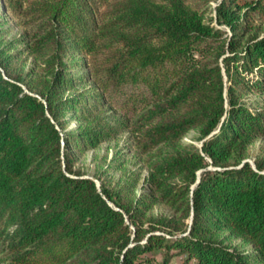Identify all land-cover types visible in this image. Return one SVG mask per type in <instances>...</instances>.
<instances>
[{
    "label": "trees",
    "instance_id": "1",
    "mask_svg": "<svg viewBox=\"0 0 264 264\" xmlns=\"http://www.w3.org/2000/svg\"><path fill=\"white\" fill-rule=\"evenodd\" d=\"M121 136L146 176L98 186L76 162ZM258 139L264 0H0L6 264H264Z\"/></svg>",
    "mask_w": 264,
    "mask_h": 264
},
{
    "label": "rangeland",
    "instance_id": "2",
    "mask_svg": "<svg viewBox=\"0 0 264 264\" xmlns=\"http://www.w3.org/2000/svg\"><path fill=\"white\" fill-rule=\"evenodd\" d=\"M74 127L75 123L72 122L68 125L67 129H71ZM193 134L194 132L192 131L191 133H189V135H187L185 139L189 140V138ZM124 136H121L113 141L104 142L94 149L87 150L85 154L80 156V158L77 160L76 167L80 169L85 174V176L93 178L98 186L100 185V182L98 181V179H96L95 176L101 170H106L110 175V179H112L113 181H123L124 172L128 171L130 173H133L141 170L140 176L142 178V182L144 177L146 176V170L145 168H142L141 162L137 158V155L134 154V152L132 151H128L127 149H125L126 153L122 157L124 161L120 163L121 168L115 169L114 166L108 168L110 160L113 157H116V153H120L119 148L124 146ZM260 152L264 153V139H258L250 146L248 151V157L246 160L249 161L252 165H254V159ZM119 155L120 154H117L118 159H120ZM210 168H212V166H210ZM199 174L200 172H198V175ZM140 188L141 185L139 184L137 189L139 190ZM162 210V208L156 207L154 208L153 212L158 213ZM164 251L165 250L163 249H155L146 252L145 256L151 260L152 264H157V262H159L163 258ZM170 253H172L173 255L170 259L169 264H179L185 257L184 254L176 253L174 250H172ZM5 260L6 258L4 252L0 249V264H6Z\"/></svg>",
    "mask_w": 264,
    "mask_h": 264
}]
</instances>
